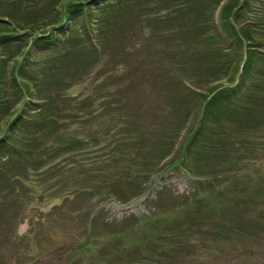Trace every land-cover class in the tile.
Wrapping results in <instances>:
<instances>
[{
	"label": "rangeland",
	"instance_id": "1",
	"mask_svg": "<svg viewBox=\"0 0 264 264\" xmlns=\"http://www.w3.org/2000/svg\"><path fill=\"white\" fill-rule=\"evenodd\" d=\"M112 1L31 47L59 112L39 137L60 151L0 161V264H264L263 42L237 87L244 46L220 0ZM257 6L240 10L251 30ZM218 88L219 138L183 154L208 101L194 90Z\"/></svg>",
	"mask_w": 264,
	"mask_h": 264
},
{
	"label": "trees",
	"instance_id": "2",
	"mask_svg": "<svg viewBox=\"0 0 264 264\" xmlns=\"http://www.w3.org/2000/svg\"><path fill=\"white\" fill-rule=\"evenodd\" d=\"M66 1L0 0V154H3L0 156V161L15 159L14 157L22 151L27 155L43 149L47 154L54 150L60 151L58 147L47 146L39 137V135L56 132V127L52 128V124H55L54 120L59 112L54 100L57 96L44 92L47 86L43 73L33 67L36 59L31 47L48 44L54 47L56 41L66 42L70 36V30L64 32L62 22L67 19L73 23L72 17L69 16L80 12L83 8H89L90 3H94L98 11L113 6L112 0H104V2L69 0L65 4ZM253 1L258 5L257 18L253 23L259 25L254 28L261 38L258 42L254 40L252 33L254 30H251L250 22L239 19L240 10L247 7L252 0H224L217 11L218 23L224 28L226 35H230L233 42L238 41L244 46L242 58L239 59L241 65L238 67L237 87L251 74L253 60L262 57L255 47L257 43L264 44V0ZM171 4L172 2H167L168 6ZM233 20L243 23L236 26ZM60 32H63L64 38L62 36L60 39V34L57 36ZM81 32L91 38L85 28H82ZM194 93L198 98H207L208 101H204L202 103L204 105L199 108L196 127L188 134L189 139L183 148V154H188L199 138L205 140L214 135L215 138H219L216 133L208 130L205 120L212 117L211 121L217 123V119H220V116L223 117L227 107L232 109V104L225 99V96L229 94L228 91L218 88L211 89L205 94L198 90H194ZM197 100L196 97L192 98L194 105L197 104ZM18 103L20 106L15 110ZM48 123L51 124L50 128L47 126ZM5 124L6 128L2 132L1 129ZM19 129H22V132L18 131ZM18 132L20 134H17ZM167 156L165 153L159 159L162 160ZM193 168L196 167L193 166ZM193 173L208 175L207 172Z\"/></svg>",
	"mask_w": 264,
	"mask_h": 264
},
{
	"label": "water",
	"instance_id": "3",
	"mask_svg": "<svg viewBox=\"0 0 264 264\" xmlns=\"http://www.w3.org/2000/svg\"><path fill=\"white\" fill-rule=\"evenodd\" d=\"M31 264V263H30Z\"/></svg>",
	"mask_w": 264,
	"mask_h": 264
}]
</instances>
